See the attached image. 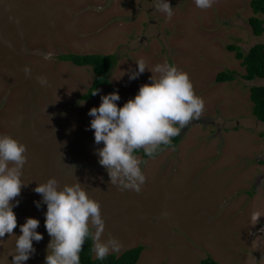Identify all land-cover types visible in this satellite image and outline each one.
Segmentation results:
<instances>
[{"label": "rangeland", "instance_id": "rangeland-1", "mask_svg": "<svg viewBox=\"0 0 264 264\" xmlns=\"http://www.w3.org/2000/svg\"><path fill=\"white\" fill-rule=\"evenodd\" d=\"M169 3L171 19L155 0H0V134L27 147L25 184L13 208L17 227L0 240V264H10L29 217L39 220L43 238L33 241L25 264H44L51 238L46 205L35 206L41 197L33 189L53 177L61 186L81 183L99 202L102 239L121 243L111 254L141 245L136 264H200L207 256L219 264H264V122L252 114L249 92L264 78L244 79L241 61L227 49L234 44L246 53L264 43V32L252 33L250 0H215L208 9L194 0ZM66 53L117 54L109 84L80 100L93 70L59 59ZM141 58L149 69L167 61L186 72L205 106L176 146L152 158L135 154L146 177L136 192L110 183L87 113L101 95L116 91L119 107L150 83L147 69L129 80ZM221 71H233L234 80L217 82Z\"/></svg>", "mask_w": 264, "mask_h": 264}, {"label": "clouds", "instance_id": "clouds-1", "mask_svg": "<svg viewBox=\"0 0 264 264\" xmlns=\"http://www.w3.org/2000/svg\"><path fill=\"white\" fill-rule=\"evenodd\" d=\"M215 0H194L199 9L211 8ZM155 7L173 16L169 0H155ZM136 68L129 72V80L137 79L146 69L152 73L150 83L142 84L137 93L122 106H117L120 96L116 91L101 95L98 107L88 111L92 117L89 128L93 131L94 143H103L95 150L98 163L107 171L110 183L122 190L140 191L146 177L135 155L138 150L152 158L161 146L171 144L181 129L190 122L199 120L204 110V100L194 92L188 74L167 61L148 68L141 58L135 61ZM26 76L31 69L23 68ZM41 85L45 77H38ZM99 90H94L96 95ZM27 147L7 134H0V240L5 234L13 235L17 219L13 208L19 201L24 165L27 162ZM41 199L34 201L39 209L46 205L44 227L50 236L44 264H80V253L86 238H91V251L95 259L104 260L110 253H118L121 243L114 237L102 239L105 221L98 201L88 195L82 184L75 182L61 186L56 178L37 184L33 189ZM39 220L26 218L19 226L10 264H25L34 255L33 241L43 236L36 231ZM9 260V259H8Z\"/></svg>", "mask_w": 264, "mask_h": 264}, {"label": "trees", "instance_id": "trees-1", "mask_svg": "<svg viewBox=\"0 0 264 264\" xmlns=\"http://www.w3.org/2000/svg\"><path fill=\"white\" fill-rule=\"evenodd\" d=\"M250 8L252 15L248 19L252 33L256 36L264 32V20L259 14L264 15V0H250ZM227 49L234 52V57L241 61L244 67L243 78L253 80L255 78H264V43H257L244 53L238 45L229 44ZM59 59L67 60L78 66H90L93 70V80L87 91L79 96L80 100H90L95 95L94 90H99L101 86L109 84V73L117 64V54H99V53H66L59 55ZM215 80L217 82L233 81V71L218 72ZM250 100L252 101V114L256 119L264 122V85H251L249 87ZM181 135L172 138L171 144L161 146V149L154 154L153 157L159 155L168 147L176 146ZM135 154H141L145 158H149L144 154L143 150H138ZM92 240L86 238L83 249L80 253V264H136L139 259L143 246L138 245L122 252L119 256L109 254L104 260H97L92 257L91 251ZM200 264H219L211 256L204 258Z\"/></svg>", "mask_w": 264, "mask_h": 264}]
</instances>
